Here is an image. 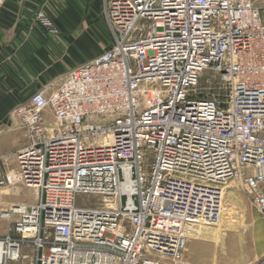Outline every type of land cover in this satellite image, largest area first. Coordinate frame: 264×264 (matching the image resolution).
Returning a JSON list of instances; mask_svg holds the SVG:
<instances>
[{"label": "built area", "instance_id": "1", "mask_svg": "<svg viewBox=\"0 0 264 264\" xmlns=\"http://www.w3.org/2000/svg\"><path fill=\"white\" fill-rule=\"evenodd\" d=\"M106 18L112 45L13 111L29 142L0 186L37 193L1 209L0 264L26 243L33 264H178L231 180L264 213V3L109 0ZM205 71L225 92L202 95Z\"/></svg>", "mask_w": 264, "mask_h": 264}, {"label": "crops", "instance_id": "2", "mask_svg": "<svg viewBox=\"0 0 264 264\" xmlns=\"http://www.w3.org/2000/svg\"><path fill=\"white\" fill-rule=\"evenodd\" d=\"M108 1L0 0L1 177L16 168L15 153L29 142L14 109L38 91L49 93L73 68L114 42L106 18ZM40 11L54 21L58 33L37 20ZM244 218L235 220L245 224L230 225L233 219L227 217L217 224L198 226L178 264H264V217L250 214ZM4 227L0 222V232ZM34 254L33 246L26 243L22 258L9 264H33Z\"/></svg>", "mask_w": 264, "mask_h": 264}, {"label": "rangeland", "instance_id": "3", "mask_svg": "<svg viewBox=\"0 0 264 264\" xmlns=\"http://www.w3.org/2000/svg\"><path fill=\"white\" fill-rule=\"evenodd\" d=\"M256 4H263L264 0H255ZM211 79L212 82L209 81ZM198 90L202 92V95L212 96L215 93L225 92L217 83L215 75L210 71H205L201 78ZM34 190L21 183L14 185L0 186V211L3 208H8L13 203L34 204L36 197L33 195ZM254 194L249 193L244 187L243 183L238 180H231L228 182L224 189V202L222 216L218 223L222 222L225 218L233 219L229 222L230 225L245 224V222H239L237 220L245 219L244 216L250 214H256L264 217L262 213L253 203ZM97 201V197L94 195H79L77 202L79 205H90ZM235 217V218H232ZM0 222L5 223V227L0 232V238L4 237L8 231V222L0 218ZM198 226L208 225L204 221H196ZM23 260H21L22 262ZM20 263V262H19Z\"/></svg>", "mask_w": 264, "mask_h": 264}, {"label": "bare ground", "instance_id": "4", "mask_svg": "<svg viewBox=\"0 0 264 264\" xmlns=\"http://www.w3.org/2000/svg\"><path fill=\"white\" fill-rule=\"evenodd\" d=\"M148 91H151V89L148 88ZM33 190H34L33 195L36 197V193H37V191H36V189H33ZM112 206L114 207L115 205L112 204ZM221 216H222V214H221ZM216 224H217V223H216ZM198 225H199V223L196 222V221H194V231H195V229L198 227ZM3 251H4V247H3L2 242L0 241V258H1V256L3 255Z\"/></svg>", "mask_w": 264, "mask_h": 264}]
</instances>
